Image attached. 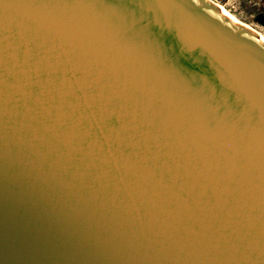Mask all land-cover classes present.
Here are the masks:
<instances>
[{
	"label": "water",
	"instance_id": "obj_1",
	"mask_svg": "<svg viewBox=\"0 0 264 264\" xmlns=\"http://www.w3.org/2000/svg\"><path fill=\"white\" fill-rule=\"evenodd\" d=\"M213 0H0V264H264V41Z\"/></svg>",
	"mask_w": 264,
	"mask_h": 264
},
{
	"label": "rangeland",
	"instance_id": "obj_2",
	"mask_svg": "<svg viewBox=\"0 0 264 264\" xmlns=\"http://www.w3.org/2000/svg\"><path fill=\"white\" fill-rule=\"evenodd\" d=\"M230 13L237 22L254 29L264 36V27L257 23L256 17L264 13V0H213Z\"/></svg>",
	"mask_w": 264,
	"mask_h": 264
},
{
	"label": "bare ground",
	"instance_id": "obj_3",
	"mask_svg": "<svg viewBox=\"0 0 264 264\" xmlns=\"http://www.w3.org/2000/svg\"><path fill=\"white\" fill-rule=\"evenodd\" d=\"M218 7H219V9H220V11H221V13L223 14V15H225L226 17H228L229 19H231L233 22H235V23H239V22H237L236 21V19L230 14V13H228L225 9H223L220 5H218ZM252 31H254V29H252V28H250ZM254 33H255V35H256V37H258L259 39H261L262 41H264V36L262 35V34H259V33H257L256 31H254Z\"/></svg>",
	"mask_w": 264,
	"mask_h": 264
},
{
	"label": "trees",
	"instance_id": "obj_4",
	"mask_svg": "<svg viewBox=\"0 0 264 264\" xmlns=\"http://www.w3.org/2000/svg\"><path fill=\"white\" fill-rule=\"evenodd\" d=\"M256 21H257L258 24H260L261 26L264 27V13L263 14H259L256 17Z\"/></svg>",
	"mask_w": 264,
	"mask_h": 264
}]
</instances>
